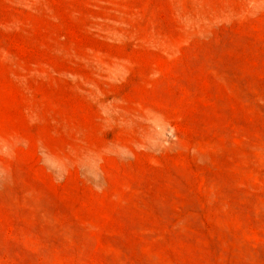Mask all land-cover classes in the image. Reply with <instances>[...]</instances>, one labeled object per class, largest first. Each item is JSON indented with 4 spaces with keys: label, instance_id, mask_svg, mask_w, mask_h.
<instances>
[{
    "label": "rangeland",
    "instance_id": "obj_1",
    "mask_svg": "<svg viewBox=\"0 0 264 264\" xmlns=\"http://www.w3.org/2000/svg\"><path fill=\"white\" fill-rule=\"evenodd\" d=\"M0 264H264V0H0Z\"/></svg>",
    "mask_w": 264,
    "mask_h": 264
}]
</instances>
